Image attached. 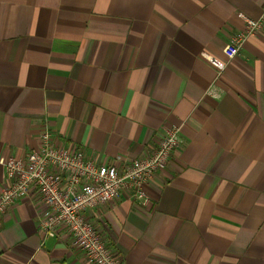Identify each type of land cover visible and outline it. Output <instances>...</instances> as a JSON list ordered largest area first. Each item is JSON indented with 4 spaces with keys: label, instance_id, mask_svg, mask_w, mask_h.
<instances>
[{
    "label": "crops",
    "instance_id": "0c3cea01",
    "mask_svg": "<svg viewBox=\"0 0 264 264\" xmlns=\"http://www.w3.org/2000/svg\"><path fill=\"white\" fill-rule=\"evenodd\" d=\"M264 0H0V157L54 143L98 163L181 143L145 184L86 215L126 264H264ZM204 55L223 62L222 70ZM0 164V190L6 184ZM0 264H91L42 237L24 197L0 215Z\"/></svg>",
    "mask_w": 264,
    "mask_h": 264
},
{
    "label": "built area",
    "instance_id": "2783aa9c",
    "mask_svg": "<svg viewBox=\"0 0 264 264\" xmlns=\"http://www.w3.org/2000/svg\"><path fill=\"white\" fill-rule=\"evenodd\" d=\"M245 26L229 36L224 54L231 59L240 53L243 42L264 25V6L256 18L244 17ZM217 71L225 62L204 55ZM181 143L180 125H167L156 145L137 157L114 156L98 163L82 150L72 151L54 143L47 124L38 131V146L24 159L11 153L0 157L7 182L0 190V215L16 201L27 197L35 211L36 229L42 237L64 233L69 245L91 264H126L124 257L107 245L86 212L121 197L142 206L150 203L145 184L158 171L164 172L170 155Z\"/></svg>",
    "mask_w": 264,
    "mask_h": 264
}]
</instances>
